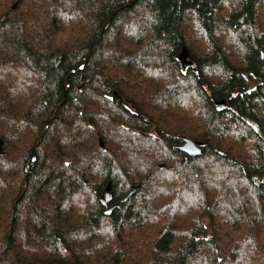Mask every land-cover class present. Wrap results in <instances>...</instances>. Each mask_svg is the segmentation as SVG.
Segmentation results:
<instances>
[{
	"label": "trees",
	"instance_id": "obj_1",
	"mask_svg": "<svg viewBox=\"0 0 264 264\" xmlns=\"http://www.w3.org/2000/svg\"><path fill=\"white\" fill-rule=\"evenodd\" d=\"M0 141V264H264V0H0Z\"/></svg>",
	"mask_w": 264,
	"mask_h": 264
},
{
	"label": "water",
	"instance_id": "obj_2",
	"mask_svg": "<svg viewBox=\"0 0 264 264\" xmlns=\"http://www.w3.org/2000/svg\"><path fill=\"white\" fill-rule=\"evenodd\" d=\"M16 5L13 6V10L16 9ZM179 60L183 63V65L195 68V61L190 55L189 51L186 47H184L179 55ZM224 104L221 103L219 106H223ZM100 146L103 147L102 139H100ZM205 147L203 142L194 141L191 139H183V144L179 146V149L185 152L189 157H199L202 153V149ZM2 153V142L0 141V154ZM224 155V153H221ZM107 191H110V186L107 188ZM133 192L137 191V188L132 190ZM108 197V194H107Z\"/></svg>",
	"mask_w": 264,
	"mask_h": 264
},
{
	"label": "rangeland",
	"instance_id": "obj_3",
	"mask_svg": "<svg viewBox=\"0 0 264 264\" xmlns=\"http://www.w3.org/2000/svg\"><path fill=\"white\" fill-rule=\"evenodd\" d=\"M140 10L139 9H135L134 11H132L131 13H129L128 14V16H127V18L129 17V19L131 20V22H135L136 24L139 22V17H140ZM68 24H70V23H65V24H62V25H59L58 27L61 29V28H63V29H67V28H65V27H70V25H68ZM134 23H132L131 25H133ZM130 28H132V27H130ZM132 30H134V28L132 29ZM135 31V30H134ZM57 32H58V28H57ZM136 32V31H135ZM137 33V32H136ZM55 35V34H54ZM137 41H139V39L137 38ZM124 44L126 45V46H128V47H131V45L130 44H132V43H129V42H124ZM136 44V43H135ZM154 119L156 120V121H158L157 120V117H154ZM219 172H220V169L218 170V173H217V177H218V175H219ZM215 176V175H214ZM220 180V179H219ZM205 189V187H203L202 188V190H204Z\"/></svg>",
	"mask_w": 264,
	"mask_h": 264
}]
</instances>
